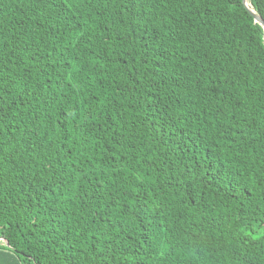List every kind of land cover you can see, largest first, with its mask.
I'll return each instance as SVG.
<instances>
[{"label": "trees", "instance_id": "trees-1", "mask_svg": "<svg viewBox=\"0 0 264 264\" xmlns=\"http://www.w3.org/2000/svg\"><path fill=\"white\" fill-rule=\"evenodd\" d=\"M0 242V264H264L243 0H0Z\"/></svg>", "mask_w": 264, "mask_h": 264}, {"label": "water", "instance_id": "water-1", "mask_svg": "<svg viewBox=\"0 0 264 264\" xmlns=\"http://www.w3.org/2000/svg\"><path fill=\"white\" fill-rule=\"evenodd\" d=\"M243 4L247 11L255 18V21L260 23L264 27V19L260 14H258L250 5L248 0H243Z\"/></svg>", "mask_w": 264, "mask_h": 264}, {"label": "snow or ice", "instance_id": "snow-or-ice-1", "mask_svg": "<svg viewBox=\"0 0 264 264\" xmlns=\"http://www.w3.org/2000/svg\"><path fill=\"white\" fill-rule=\"evenodd\" d=\"M0 243H3V242H0Z\"/></svg>", "mask_w": 264, "mask_h": 264}]
</instances>
